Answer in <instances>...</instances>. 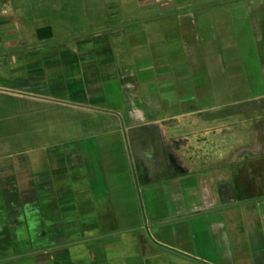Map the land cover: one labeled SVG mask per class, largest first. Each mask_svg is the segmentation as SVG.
Returning <instances> with one entry per match:
<instances>
[{
	"label": "crops",
	"instance_id": "0c3cea01",
	"mask_svg": "<svg viewBox=\"0 0 264 264\" xmlns=\"http://www.w3.org/2000/svg\"><path fill=\"white\" fill-rule=\"evenodd\" d=\"M263 117L264 0L13 1L0 264H264Z\"/></svg>",
	"mask_w": 264,
	"mask_h": 264
},
{
	"label": "rangeland",
	"instance_id": "374dc122",
	"mask_svg": "<svg viewBox=\"0 0 264 264\" xmlns=\"http://www.w3.org/2000/svg\"><path fill=\"white\" fill-rule=\"evenodd\" d=\"M2 1L4 2V0H2ZM13 1L15 2V0H6L5 2L8 6H10ZM3 17H9V15H6ZM246 116L247 115H243V117H244L243 121L244 122H243L242 127H240V130H242L243 134H245L243 142L250 144L252 138H254V130H255V128H257V124L254 121H251L250 118L249 117L247 118ZM261 126H264V117L259 122V127H261ZM249 144L244 145V148H249ZM262 198H264V195L262 196ZM23 212L25 214V211H23ZM22 246L31 247V248L36 247L35 243L31 245V244L25 243V242L22 243Z\"/></svg>",
	"mask_w": 264,
	"mask_h": 264
},
{
	"label": "built area",
	"instance_id": "2783aa9c",
	"mask_svg": "<svg viewBox=\"0 0 264 264\" xmlns=\"http://www.w3.org/2000/svg\"><path fill=\"white\" fill-rule=\"evenodd\" d=\"M0 12L2 14H7L9 12V6L6 3L2 2V0H0Z\"/></svg>",
	"mask_w": 264,
	"mask_h": 264
}]
</instances>
